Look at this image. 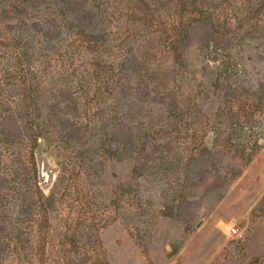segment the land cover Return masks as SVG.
<instances>
[{"label":"rangeland","instance_id":"1","mask_svg":"<svg viewBox=\"0 0 264 264\" xmlns=\"http://www.w3.org/2000/svg\"><path fill=\"white\" fill-rule=\"evenodd\" d=\"M0 264H264V0H0Z\"/></svg>","mask_w":264,"mask_h":264},{"label":"built area","instance_id":"2","mask_svg":"<svg viewBox=\"0 0 264 264\" xmlns=\"http://www.w3.org/2000/svg\"><path fill=\"white\" fill-rule=\"evenodd\" d=\"M231 232H232V234H233L234 236H236V237H242V236H243L241 230L238 229L237 227H232V228H231Z\"/></svg>","mask_w":264,"mask_h":264}]
</instances>
